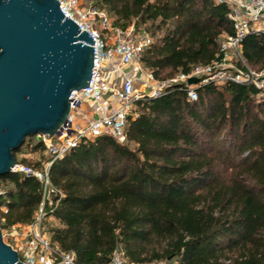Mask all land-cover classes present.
Segmentation results:
<instances>
[{"label": "trees", "instance_id": "trees-1", "mask_svg": "<svg viewBox=\"0 0 264 264\" xmlns=\"http://www.w3.org/2000/svg\"><path fill=\"white\" fill-rule=\"evenodd\" d=\"M113 25L154 39L143 63L159 81L221 61V41L235 35L229 9L213 0H93ZM248 68L264 70V32L241 43ZM241 63V62H240ZM238 63L239 67L242 65ZM184 85L140 100L127 142L102 136L71 149L50 168L52 196L42 225L58 223L52 247L76 264H111L122 249L129 263L264 264V91L228 83ZM46 154L27 138L17 164L41 170L23 149ZM0 228L31 226L43 186L12 172L0 177Z\"/></svg>", "mask_w": 264, "mask_h": 264}, {"label": "built area", "instance_id": "built-area-1", "mask_svg": "<svg viewBox=\"0 0 264 264\" xmlns=\"http://www.w3.org/2000/svg\"><path fill=\"white\" fill-rule=\"evenodd\" d=\"M57 1L64 17L77 24L80 32L88 33L95 42L91 46L93 69L89 87L72 92L68 121L60 128L59 134L36 137L43 143L51 161L41 170L20 164L13 169L36 178L43 186L40 213L30 226L26 242L22 247H12L18 252L22 264H76L73 254L52 247L49 237L42 232L45 204L52 206V196L63 197L52 186L50 168L84 141L106 136L120 144L126 143L128 120L134 116L138 101L165 96L174 85H184L190 100L197 99L198 88L208 85L233 83L264 91V77L248 68L241 58V43L247 35L264 32L260 27L264 25V0H213L228 7V19L234 26L235 35L225 37L221 45L223 59L208 66L194 67L189 74H179L166 81L157 80L143 63V55L153 44V39L145 32L136 33L134 26L127 29L115 27L107 14L86 6L85 0ZM193 78L198 79V84L189 85L188 81ZM111 264L166 263H129L122 249H118Z\"/></svg>", "mask_w": 264, "mask_h": 264}, {"label": "water", "instance_id": "water-1", "mask_svg": "<svg viewBox=\"0 0 264 264\" xmlns=\"http://www.w3.org/2000/svg\"><path fill=\"white\" fill-rule=\"evenodd\" d=\"M94 43L57 0H0V177L14 172L27 138L67 123L72 92L89 87ZM0 264H22L1 228Z\"/></svg>", "mask_w": 264, "mask_h": 264}, {"label": "rangeland", "instance_id": "rangeland-1", "mask_svg": "<svg viewBox=\"0 0 264 264\" xmlns=\"http://www.w3.org/2000/svg\"><path fill=\"white\" fill-rule=\"evenodd\" d=\"M85 5L88 6V7L89 6H93L94 2H93V0H85ZM104 13L107 14L106 12H104ZM260 27H261V29H264V25H261ZM141 32H143V31H141ZM145 34L150 36L146 32H145ZM224 41H225V37L222 39L221 44H223ZM153 42H154V39H153ZM232 58H234V57H232ZM233 60L236 61V58H234ZM254 72H256V71H254ZM256 73L259 76H263L264 77V70L261 71V72H256ZM38 142H40V140H38ZM24 157L26 159H28V161H31L32 163H36L39 160L44 161V162L47 160V155L46 154L33 153L32 151H30V149H27V148L23 149V152H22V154H20L18 156V159L22 160ZM41 227H42V232L48 236V233H49L48 231L51 228L58 227V223L53 221L52 219H48L47 223L44 222V224ZM2 232H3L4 238H5V242L10 243V244L14 242V241L12 242V239L18 238L20 240L22 238V235H23V229H19V230L15 231V232H13L12 229L11 230H4ZM12 234H15L14 238L12 237ZM174 263L175 262H166V264H174Z\"/></svg>", "mask_w": 264, "mask_h": 264}, {"label": "crops", "instance_id": "crops-1", "mask_svg": "<svg viewBox=\"0 0 264 264\" xmlns=\"http://www.w3.org/2000/svg\"><path fill=\"white\" fill-rule=\"evenodd\" d=\"M19 229H23L22 238L19 240L18 238H14L15 234H12V237L14 238V239H12V242L13 241L14 242L11 244L8 243L12 247H22L24 245V243L26 242V239L28 237L29 231H30V226H16L12 230H13V232H15Z\"/></svg>", "mask_w": 264, "mask_h": 264}]
</instances>
